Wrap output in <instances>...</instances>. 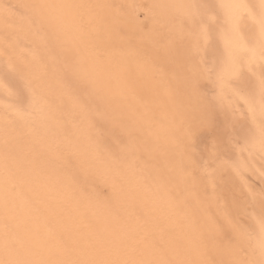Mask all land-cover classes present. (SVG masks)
I'll return each mask as SVG.
<instances>
[{
  "label": "snow or ice",
  "instance_id": "6c2138e0",
  "mask_svg": "<svg viewBox=\"0 0 264 264\" xmlns=\"http://www.w3.org/2000/svg\"><path fill=\"white\" fill-rule=\"evenodd\" d=\"M0 264H264V0H0Z\"/></svg>",
  "mask_w": 264,
  "mask_h": 264
},
{
  "label": "bare ground",
  "instance_id": "6f19581e",
  "mask_svg": "<svg viewBox=\"0 0 264 264\" xmlns=\"http://www.w3.org/2000/svg\"><path fill=\"white\" fill-rule=\"evenodd\" d=\"M117 2L123 3H140V2H151V0H117ZM143 19V17H141Z\"/></svg>",
  "mask_w": 264,
  "mask_h": 264
}]
</instances>
